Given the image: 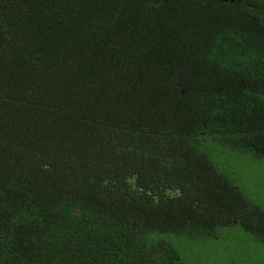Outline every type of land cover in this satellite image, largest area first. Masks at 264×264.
I'll use <instances>...</instances> for the list:
<instances>
[{
	"label": "trees",
	"instance_id": "trees-1",
	"mask_svg": "<svg viewBox=\"0 0 264 264\" xmlns=\"http://www.w3.org/2000/svg\"><path fill=\"white\" fill-rule=\"evenodd\" d=\"M214 151L264 161V0H0V264H264Z\"/></svg>",
	"mask_w": 264,
	"mask_h": 264
},
{
	"label": "rangeland",
	"instance_id": "rangeland-1",
	"mask_svg": "<svg viewBox=\"0 0 264 264\" xmlns=\"http://www.w3.org/2000/svg\"><path fill=\"white\" fill-rule=\"evenodd\" d=\"M212 164L219 172L228 175V179L239 187L245 194L247 200L251 203L264 206V161L255 160L235 152H217L211 153ZM227 232H224L225 236ZM224 246H218V251H223ZM211 250L212 248H205ZM254 250H251V255ZM244 262L253 261L254 256L250 259L244 252L240 254ZM263 257V254L257 255ZM257 257V258H258ZM261 257V258H262ZM255 258V260L257 259ZM264 260V259H263Z\"/></svg>",
	"mask_w": 264,
	"mask_h": 264
}]
</instances>
